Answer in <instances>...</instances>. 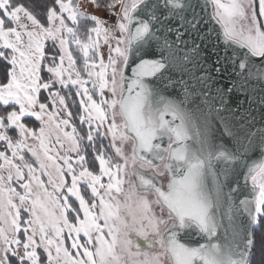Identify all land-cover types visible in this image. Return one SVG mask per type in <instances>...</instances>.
I'll use <instances>...</instances> for the list:
<instances>
[{"label": "snow or ice", "instance_id": "6c2138e0", "mask_svg": "<svg viewBox=\"0 0 264 264\" xmlns=\"http://www.w3.org/2000/svg\"><path fill=\"white\" fill-rule=\"evenodd\" d=\"M90 4L0 0V264H253L264 0Z\"/></svg>", "mask_w": 264, "mask_h": 264}, {"label": "trees", "instance_id": "16d2710c", "mask_svg": "<svg viewBox=\"0 0 264 264\" xmlns=\"http://www.w3.org/2000/svg\"><path fill=\"white\" fill-rule=\"evenodd\" d=\"M262 261H264V256L261 254L259 237L257 236V243L254 248L253 264H262Z\"/></svg>", "mask_w": 264, "mask_h": 264}, {"label": "rangeland", "instance_id": "374dc122", "mask_svg": "<svg viewBox=\"0 0 264 264\" xmlns=\"http://www.w3.org/2000/svg\"><path fill=\"white\" fill-rule=\"evenodd\" d=\"M78 2L82 6V11L87 13H92L94 11V8L90 4V0H78Z\"/></svg>", "mask_w": 264, "mask_h": 264}, {"label": "water", "instance_id": "95a60500", "mask_svg": "<svg viewBox=\"0 0 264 264\" xmlns=\"http://www.w3.org/2000/svg\"><path fill=\"white\" fill-rule=\"evenodd\" d=\"M259 127V125H257Z\"/></svg>", "mask_w": 264, "mask_h": 264}]
</instances>
